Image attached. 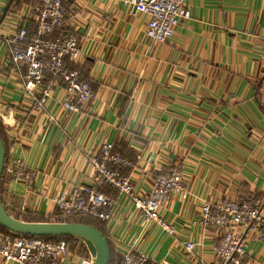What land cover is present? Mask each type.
I'll return each instance as SVG.
<instances>
[{"label": "crops", "instance_id": "0c3cea01", "mask_svg": "<svg viewBox=\"0 0 264 264\" xmlns=\"http://www.w3.org/2000/svg\"><path fill=\"white\" fill-rule=\"evenodd\" d=\"M64 1L71 10L65 28L78 37L82 52L74 64L95 97L78 112L54 98L37 111L24 91L25 69L0 40L3 205L21 220L26 214L52 216L59 198L92 182L89 158L111 141L134 163L125 173L137 194H147L159 174L178 167L190 192L184 200L173 195L161 210L175 228L171 234L158 223L145 224L132 201L102 185L115 199L112 219L102 221L113 263H122L133 243L150 255L148 264L215 260L227 230L205 227L202 206L251 198L264 204V0H188L190 18H182L165 43L152 42L148 17L122 0ZM6 8L1 36L21 27L35 30L29 1L0 0V19ZM16 158L35 170L31 183L13 177ZM235 233L245 234L244 264H264L260 233L242 224ZM189 241L196 243L192 252L185 249ZM68 244L58 264H92L90 252L83 257ZM0 264L16 263L0 256Z\"/></svg>", "mask_w": 264, "mask_h": 264}, {"label": "built area", "instance_id": "2783aa9c", "mask_svg": "<svg viewBox=\"0 0 264 264\" xmlns=\"http://www.w3.org/2000/svg\"><path fill=\"white\" fill-rule=\"evenodd\" d=\"M32 5L36 29L21 27L12 35H0L2 45L11 50L13 61L24 73V91L37 111L46 110L48 99L54 98L67 111L78 112L95 97L89 81L81 78L78 67H72L81 56L78 37L62 34L49 38L48 34L61 27L68 15L69 6L63 0H26ZM148 17L146 36L154 43H165L175 34L182 18H190L188 0H122ZM68 59V62H67ZM89 161L93 168L92 182L77 186L73 192L57 200V209L65 216L83 215L110 221L115 199L100 187L109 185L118 190L124 199L132 201L141 212L145 224L158 223L168 233L175 228L161 216L165 203L173 195L187 199L190 192L183 181L181 168L159 174L147 194L135 192L133 182L125 170L134 166L127 157L114 151V143L103 142L97 155ZM13 177L31 183L36 175L24 161L16 158L12 165ZM200 222L206 227L226 228V233L215 246L216 259L207 264H244L247 255L245 234L235 233L237 224L247 231L257 230L264 240V204L262 199L251 198L240 204L224 202L202 206ZM245 232V231H244ZM194 241L185 243L192 252ZM66 240L48 241L41 237L7 234L0 230V256L5 262L16 264H58L68 254ZM150 255L129 244L121 264H148Z\"/></svg>", "mask_w": 264, "mask_h": 264}, {"label": "water", "instance_id": "95a60500", "mask_svg": "<svg viewBox=\"0 0 264 264\" xmlns=\"http://www.w3.org/2000/svg\"><path fill=\"white\" fill-rule=\"evenodd\" d=\"M8 8L3 12L0 24ZM6 160V146L0 135V225L22 235L74 236L81 239L92 255V264H110L111 248L108 239L96 227L80 222H32L18 219L5 208L1 197L2 175Z\"/></svg>", "mask_w": 264, "mask_h": 264}, {"label": "trees", "instance_id": "16d2710c", "mask_svg": "<svg viewBox=\"0 0 264 264\" xmlns=\"http://www.w3.org/2000/svg\"><path fill=\"white\" fill-rule=\"evenodd\" d=\"M63 2L65 3L64 0H63ZM65 23H66V20L61 27L57 28L54 32L48 34L47 37L55 39L62 34H68V33L73 34L72 32L67 31V29L65 28V26H66ZM35 24H36V22H35ZM35 24H34V26L36 29ZM67 62H68V59H67ZM71 66L77 67L74 63H71ZM81 78L83 80H85L82 77V75H81ZM0 135H1L3 142L6 146V155H7L6 133H5V128H4V125H3V122L1 119H0ZM114 151L120 154V152H118V150L116 149L115 145H114ZM4 171L5 170H3V173H4ZM2 178H3V175H2ZM105 185H107V184H105ZM106 187H111V186L107 185V186H105V188ZM1 195H2V186H1ZM16 218H18V217H16ZM23 220L24 221H32V222H80V223L92 225V226L98 228L105 235V237L108 239L109 244H110V248H111V263L110 264H114L113 261H114V255L115 254H114V249H113L112 243L107 236L103 222L97 218H93V217H89V216H83V215L65 216L59 209H57V212L55 214H53L52 216H45L42 214H35V215L34 214H26L25 219H23ZM0 230L4 233H7V234L22 235V234L14 233V232L8 230L7 228H5L1 225H0ZM24 236L41 237V238H44L48 241H53V242H57L60 240H66L68 243L72 244L73 249H77L78 253L81 256L89 257V251H88L87 247L82 242H80L79 239H77V237H74V236H38V235H24ZM76 242H77V245H79V246H77L75 244ZM119 264H121V263H119Z\"/></svg>", "mask_w": 264, "mask_h": 264}, {"label": "rangeland", "instance_id": "374dc122", "mask_svg": "<svg viewBox=\"0 0 264 264\" xmlns=\"http://www.w3.org/2000/svg\"><path fill=\"white\" fill-rule=\"evenodd\" d=\"M73 216H75V215H73ZM87 247V246H86ZM246 258V257H245ZM244 261H245V259H244Z\"/></svg>", "mask_w": 264, "mask_h": 264}, {"label": "clouds", "instance_id": "9594fccd", "mask_svg": "<svg viewBox=\"0 0 264 264\" xmlns=\"http://www.w3.org/2000/svg\"><path fill=\"white\" fill-rule=\"evenodd\" d=\"M7 122V121H6Z\"/></svg>", "mask_w": 264, "mask_h": 264}]
</instances>
